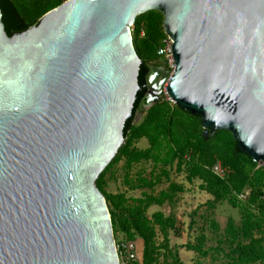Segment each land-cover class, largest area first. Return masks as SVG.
Wrapping results in <instances>:
<instances>
[{
    "label": "water",
    "instance_id": "95a60500",
    "mask_svg": "<svg viewBox=\"0 0 264 264\" xmlns=\"http://www.w3.org/2000/svg\"><path fill=\"white\" fill-rule=\"evenodd\" d=\"M157 9L169 99L264 167V0H66L9 36L0 9V264H121L96 180L123 145L141 65L131 26ZM153 67L145 107L158 100Z\"/></svg>",
    "mask_w": 264,
    "mask_h": 264
},
{
    "label": "trees",
    "instance_id": "16d2710c",
    "mask_svg": "<svg viewBox=\"0 0 264 264\" xmlns=\"http://www.w3.org/2000/svg\"><path fill=\"white\" fill-rule=\"evenodd\" d=\"M66 0H0L2 22L9 36L21 33L37 24L40 17L58 7ZM164 15L157 9L136 16L131 26L135 50L141 59L138 75L140 90L136 94L132 115L124 126V143L109 165L96 180L99 190L106 198L112 218L114 234L119 231L124 240L136 242L140 264H183L179 247L171 245V234L181 236L183 227L177 214L162 210L150 212L152 206L169 204L174 207L185 185L173 181L170 170L182 172L188 183L199 181V189L211 197L204 203L200 213L203 224L198 227L194 241L180 245L195 251L202 257L222 256L223 263L212 264H258L264 263V167L237 146L230 131L209 130L204 135L201 117L170 101L163 93L151 106L143 104L146 95V75L153 67L163 66L158 49L167 37ZM139 117V120H138ZM145 139L148 145L139 148L136 142ZM152 164L150 172L140 167ZM220 163L225 170L223 177L213 172ZM117 168L122 169L124 191L109 192V182L115 179ZM168 181L165 188H156ZM128 192H140L133 196ZM244 202L247 216L240 224L229 218L222 230L214 217L218 204L228 201L240 206ZM192 213L188 228L197 225ZM252 210L259 217L253 219ZM207 231L217 237L216 246L207 247ZM138 240L143 244L139 253Z\"/></svg>",
    "mask_w": 264,
    "mask_h": 264
},
{
    "label": "rangeland",
    "instance_id": "374dc122",
    "mask_svg": "<svg viewBox=\"0 0 264 264\" xmlns=\"http://www.w3.org/2000/svg\"><path fill=\"white\" fill-rule=\"evenodd\" d=\"M162 90L165 91L163 87H162ZM138 120H139V117H138ZM136 145L139 148H145L148 145V143L145 139H142L136 142ZM140 167L144 168L146 173H148L150 172L153 166L152 164L147 162V163H143L142 165H138L137 167L134 168V170L137 171L140 169ZM115 173H116L115 179L109 182L107 190L109 192H114V193L124 191L126 187L123 185V182H122V176H123L122 169L117 168L115 170ZM170 177L173 181L183 183L185 185L186 190L183 193L179 194L178 202L175 204L174 207H171L169 204H164L162 206L155 205L151 207L150 212L155 211V210H162L165 214H169L171 211L177 214V217L183 227V233L180 237L179 236L177 237L171 234V245L179 247V253L183 261V264H212L213 262L223 263L224 259L220 255L219 256L216 255V260H215L213 259L211 255L207 257H202L195 251H190V250H187L185 247L180 246L186 243L187 241L195 240V236L198 233V227L202 226L203 224L202 217H200L199 215L205 209L204 203L211 196L208 193L201 191L199 189L198 180H196L192 184L188 183L185 180L184 174L182 172H178L175 169V167L172 170H170ZM168 184H169L168 181H166L161 186L157 187L156 191L158 192L160 189L165 188ZM128 194L133 195V196L134 195L139 196L140 192H128ZM238 201H240L239 202L240 206H233L228 201H224L218 204L214 217H216V220L219 222L222 230L225 228L226 223L229 218H233L235 220V223L238 225L241 223L242 218L247 216V212L243 208L244 202L241 199V197L239 198ZM199 205L202 208L199 210L198 214L194 215V218L197 220V225L194 226L192 230H190L188 228V222L190 221L189 219L192 217L191 215L193 211ZM252 216H253V219H257L259 217V215L257 214L255 210H252ZM263 225H264V222H263ZM207 235L209 239L207 241L206 246L207 247L216 246L217 237H215V235L210 231H207ZM121 239H124V235L122 234L121 231L118 230V232L116 233L115 240L116 242H118ZM258 264H264V263H258Z\"/></svg>",
    "mask_w": 264,
    "mask_h": 264
},
{
    "label": "built area",
    "instance_id": "2783aa9c",
    "mask_svg": "<svg viewBox=\"0 0 264 264\" xmlns=\"http://www.w3.org/2000/svg\"><path fill=\"white\" fill-rule=\"evenodd\" d=\"M158 54L162 59L163 63L165 64L166 66L165 69L168 72L166 80L163 83L165 85H162L165 91L162 90V93L165 94L169 99V96L166 93V86L168 83V79L170 78V75L172 74L175 68V59L172 53V39L169 36L164 38L162 45L158 49ZM212 170L221 177L225 175V170L222 168L219 162L213 166ZM116 247L121 264H140V258H139L136 242L121 239L118 242H116Z\"/></svg>",
    "mask_w": 264,
    "mask_h": 264
},
{
    "label": "flooded vegetation",
    "instance_id": "af4514ba",
    "mask_svg": "<svg viewBox=\"0 0 264 264\" xmlns=\"http://www.w3.org/2000/svg\"><path fill=\"white\" fill-rule=\"evenodd\" d=\"M166 69L163 66L157 67L154 72V78H153V85L155 86V90L158 92L160 90L161 81L164 77Z\"/></svg>",
    "mask_w": 264,
    "mask_h": 264
},
{
    "label": "crops",
    "instance_id": "0c3cea01",
    "mask_svg": "<svg viewBox=\"0 0 264 264\" xmlns=\"http://www.w3.org/2000/svg\"><path fill=\"white\" fill-rule=\"evenodd\" d=\"M138 242H140V241L138 240ZM138 248H139V253L142 252V249H143L142 241L140 243H138Z\"/></svg>",
    "mask_w": 264,
    "mask_h": 264
}]
</instances>
